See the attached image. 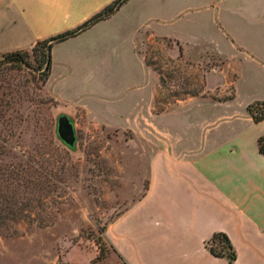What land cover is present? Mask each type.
<instances>
[{"label": "crops", "instance_id": "0c3cea01", "mask_svg": "<svg viewBox=\"0 0 264 264\" xmlns=\"http://www.w3.org/2000/svg\"><path fill=\"white\" fill-rule=\"evenodd\" d=\"M110 1L0 0V53L72 29ZM129 1L54 42L45 82L95 125L145 127L144 187L106 222L104 238L124 264H264V117L246 107L264 99V0ZM145 39L176 65L201 68V87L163 88L165 72L138 49ZM78 93L115 104L93 111L69 97ZM215 231L233 244L232 262L209 250Z\"/></svg>", "mask_w": 264, "mask_h": 264}, {"label": "rangeland", "instance_id": "374dc122", "mask_svg": "<svg viewBox=\"0 0 264 264\" xmlns=\"http://www.w3.org/2000/svg\"><path fill=\"white\" fill-rule=\"evenodd\" d=\"M134 2L141 0L128 3ZM216 20L220 24L221 16ZM138 49L165 72L163 88L177 83L183 91L201 87L203 70L176 65L159 42L145 39ZM26 50L27 65L0 57V163L26 165L45 188L35 191L32 214H23L18 223L10 221L13 227L0 234V264H124L101 229L142 192L147 162L138 153L142 156L147 145L145 127L95 125L96 115L88 110L56 101L42 84V67L36 68L31 47ZM100 96L69 95L93 111L115 104L112 95ZM60 114L73 123V146L57 133ZM99 234L106 253L95 259L92 237Z\"/></svg>", "mask_w": 264, "mask_h": 264}, {"label": "trees", "instance_id": "16d2710c", "mask_svg": "<svg viewBox=\"0 0 264 264\" xmlns=\"http://www.w3.org/2000/svg\"><path fill=\"white\" fill-rule=\"evenodd\" d=\"M125 1L112 0L78 26L37 41L31 49L37 62L36 68L42 67V84L46 82L50 72L51 45L54 42L77 34L100 19L108 17ZM25 52H27L26 49H14L1 52L0 57L4 60L17 61L20 64L27 65ZM246 107L255 121L264 117V99L254 100L248 103ZM257 147L259 152L264 155V133L258 136ZM29 170L26 165L18 162L0 163V234H3L6 229L13 227L10 221L18 223L23 214H32L34 208L33 200L37 199L34 193L37 190L45 188L40 178L31 176ZM101 232H104V228L101 229ZM92 238L97 247V253L94 258H102L106 253V242L101 234L93 236ZM206 244L211 253L217 256H225L229 262H232L236 258L235 248L228 235L223 231L213 232Z\"/></svg>", "mask_w": 264, "mask_h": 264}, {"label": "water", "instance_id": "95a60500", "mask_svg": "<svg viewBox=\"0 0 264 264\" xmlns=\"http://www.w3.org/2000/svg\"><path fill=\"white\" fill-rule=\"evenodd\" d=\"M57 133L68 145H73L75 132L73 123L66 114H60L57 119Z\"/></svg>", "mask_w": 264, "mask_h": 264}]
</instances>
